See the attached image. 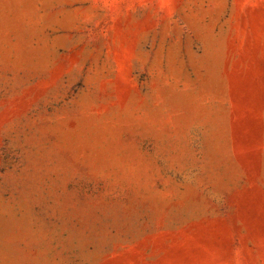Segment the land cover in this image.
I'll list each match as a JSON object with an SVG mask.
<instances>
[{"label": "rangeland", "instance_id": "374dc122", "mask_svg": "<svg viewBox=\"0 0 264 264\" xmlns=\"http://www.w3.org/2000/svg\"><path fill=\"white\" fill-rule=\"evenodd\" d=\"M0 264H264V0H0Z\"/></svg>", "mask_w": 264, "mask_h": 264}, {"label": "bare ground", "instance_id": "6f19581e", "mask_svg": "<svg viewBox=\"0 0 264 264\" xmlns=\"http://www.w3.org/2000/svg\"><path fill=\"white\" fill-rule=\"evenodd\" d=\"M210 46H211V45H210ZM210 48H211V47H210ZM219 49H220V48H219ZM214 51H215V50H214ZM219 51H220V50H219ZM216 52H218V51H216ZM210 53H211V52H210ZM219 54L221 55V53H219ZM219 54H218V55H219ZM220 55H219V56H220ZM210 57H211V56H210ZM210 57H209V58H210ZM212 62H213V61H212ZM214 62H216V61H214Z\"/></svg>", "mask_w": 264, "mask_h": 264}]
</instances>
